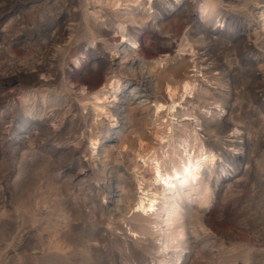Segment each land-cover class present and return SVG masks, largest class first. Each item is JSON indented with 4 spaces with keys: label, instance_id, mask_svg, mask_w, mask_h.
<instances>
[{
    "label": "rangeland",
    "instance_id": "obj_1",
    "mask_svg": "<svg viewBox=\"0 0 264 264\" xmlns=\"http://www.w3.org/2000/svg\"><path fill=\"white\" fill-rule=\"evenodd\" d=\"M103 2L0 0V264H264V0H143L142 27L124 33ZM123 57L152 67L159 89L197 81L190 118L216 158L193 186L209 196L187 199L169 231V192L143 230L133 209L158 148L155 103L117 121L122 148L89 112L106 83L129 102L130 74L112 70Z\"/></svg>",
    "mask_w": 264,
    "mask_h": 264
},
{
    "label": "bare ground",
    "instance_id": "obj_2",
    "mask_svg": "<svg viewBox=\"0 0 264 264\" xmlns=\"http://www.w3.org/2000/svg\"><path fill=\"white\" fill-rule=\"evenodd\" d=\"M88 1H92V5H94L95 3H93V1L98 0ZM142 2L143 0H104L102 5L111 10L112 15L118 21L116 23L118 31L124 33L126 32L125 25L128 24L129 26L140 25L142 27V23L136 20V6H143ZM214 7L215 5H213V8ZM209 8V6L202 7L200 14L205 16L210 10ZM91 12L94 16H98V18H105L104 16H99L94 10ZM261 16L263 17L264 14L262 13ZM118 31H116L117 34ZM92 37L98 38L99 36L97 32H93ZM117 54H120V52L117 51ZM134 65L135 62L130 61L127 57H123L120 61L113 62L112 66L113 73L127 72L134 82L132 90L130 91L131 98L129 102L126 105L124 102H119L121 99H118L120 89H116L114 83H106L104 89L93 94V102L91 103L92 109L89 112L95 113L96 117L101 118L95 122L97 125L95 129L99 130L101 127V132L104 130L103 134L109 139H112V136L116 135L115 141L118 142L120 148H122L125 146L127 136L124 134V126L118 132L114 131V129L118 127L117 121L120 119L131 124L132 120V122H135L132 115L133 113H136L137 110L148 112L151 108L150 105L155 103L157 114L156 120H153V126L155 129L158 127V131L154 134L153 139L156 141L158 148H150L149 153L143 157L144 164L138 166L140 167L139 170L142 171L141 175H143L138 184L141 192L137 195L140 196L136 198V202L134 201L136 205L133 209L136 210L134 212L136 217L140 219L139 228L143 230V228H146V225L143 223L148 225L153 224L151 219L157 215L159 210L158 202H160L162 198H166V193L169 192L170 199L166 201L163 199L161 206V209L164 210L163 219L166 218V220H163V223L166 224V228H168L169 231L174 220L178 221L175 217L181 215L179 210L183 208L187 199L190 200L189 204L192 205L193 203H197L201 196H205L206 199L208 198V191L205 194V190V192L202 190L200 191L193 186V183L196 182V185H200L197 181L198 176H202L204 169H208L209 166L214 163L216 156L207 152V148L201 141L200 134L195 129L196 127H194L193 120L190 118V108L188 105L192 104L191 100L195 99V91L198 87L195 83L197 81L193 82L191 79H186L183 80V82L181 81L182 83L179 86L167 83L165 87L159 89V84L157 79H155V71L152 67L148 65V67L145 65L142 66L141 64L134 67ZM160 90L167 92V94H163ZM111 91H113V95L110 96L111 100L108 101L107 96L111 95ZM162 94L166 100V104L158 101V97H162ZM137 96H139V98H137ZM153 113L155 114V112ZM163 119H166L165 122H162ZM113 122L116 123L113 124ZM156 123H158V125H156ZM161 129L164 131L160 132ZM92 133L93 137H95L94 132ZM133 133L136 134V132ZM93 137L90 138V141L93 143V150L95 152L97 150L98 155L100 152V147H98L99 143L98 140L96 138L93 139ZM138 139L145 145L146 143L144 142L148 140V137L146 133L143 132V134L138 136ZM199 152H201V155H199ZM147 172L151 173L150 181H146L145 179V173ZM119 189L120 188H118V190ZM193 196H196V198L193 199ZM186 213H188V211H186ZM181 236H183L182 232L177 234V236L175 235V238L171 237V235L170 237H166L164 239L165 242H163L164 249L169 251L168 249L170 248H179L181 246V241L179 239ZM177 258L180 259L181 256L179 255ZM170 264H174V262Z\"/></svg>",
    "mask_w": 264,
    "mask_h": 264
}]
</instances>
